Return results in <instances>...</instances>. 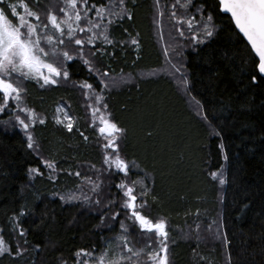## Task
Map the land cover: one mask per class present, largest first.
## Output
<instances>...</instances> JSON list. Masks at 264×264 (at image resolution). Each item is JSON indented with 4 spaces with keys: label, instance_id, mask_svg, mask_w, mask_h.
Instances as JSON below:
<instances>
[{
    "label": "trees",
    "instance_id": "obj_1",
    "mask_svg": "<svg viewBox=\"0 0 264 264\" xmlns=\"http://www.w3.org/2000/svg\"><path fill=\"white\" fill-rule=\"evenodd\" d=\"M174 2L161 0L164 16H170ZM210 2L193 0L189 9L195 14L196 7L203 4L204 15L212 11L219 26L213 38L195 48L183 40L190 93L169 76L139 75L164 63L152 20L156 2L126 0L132 19L125 18L112 26L110 37L117 43L115 47L106 46L105 55L97 54L95 66L111 75L128 73L133 80L122 87L104 89L81 62L72 61L68 81L45 88L27 81L25 105L45 118V124L30 130L42 157L55 159L58 168L79 170L82 176L95 178L90 165L97 169L103 166V141L88 128L83 112L71 133L53 119L62 101L81 112L82 96L73 82L87 80L93 84L94 95L106 98L110 118L127 130L120 155L137 165L129 179L145 175L150 178L157 200L153 203L149 199L151 210L146 214L167 218L170 239L174 241L169 246L171 264H264V76L253 67L250 45L242 34L237 35L230 15L213 11ZM177 10L181 14L179 6ZM172 31L177 34L174 23ZM133 38L139 41L138 49L130 44ZM196 101L222 140L197 114ZM10 116L7 112L0 114V228L13 255L0 257V264H76L77 250L101 249L105 240L119 233V224L109 230L101 225L99 210L61 201L56 193H65L79 178L62 172L55 182L50 181L40 158L27 148L23 130L1 123ZM221 142L227 162L219 148ZM30 168H39L44 175L30 179ZM221 168L228 180L223 186L209 175ZM140 169L143 171L137 175ZM122 178L123 173L102 177L104 199L116 197L119 203L115 185ZM22 208L28 211L19 217L26 232L23 238L9 231L10 218L19 216ZM217 224L222 239L196 236L195 230L206 231V227ZM131 239L136 248L143 246L135 235ZM17 243L20 256L15 255Z\"/></svg>",
    "mask_w": 264,
    "mask_h": 264
},
{
    "label": "snow or ice",
    "instance_id": "obj_2",
    "mask_svg": "<svg viewBox=\"0 0 264 264\" xmlns=\"http://www.w3.org/2000/svg\"><path fill=\"white\" fill-rule=\"evenodd\" d=\"M39 3L40 0H32L36 7ZM192 5L193 0H175L170 6L169 19L175 21L174 28L178 36L187 39L195 48L213 38L219 26L214 21L212 11L205 16L204 5L200 4L193 14L189 12ZM156 6L158 16L163 17L165 13L161 0H156ZM177 6L182 10L179 15ZM209 8L225 15L230 14L228 19L234 22L235 28L238 29L237 35L242 34L247 45H250L253 67L258 70V74L264 75V0H211ZM197 15L201 18L197 19ZM125 18L132 19V14L126 7V0H58L57 5L48 9L43 20L41 13L30 8L25 0H17V3L0 0V114L7 112L13 116L16 125L23 130L27 138V148L33 150L48 170L50 181L55 182L62 172L69 177L79 178L74 188L63 194L56 193L61 201L99 210L101 225L109 230H112L113 224H119V233L105 240L101 249L93 247L91 250H77L74 254L76 264H171L169 246L174 241L170 239L167 218L146 214L151 210L149 199L153 203L157 200L150 178L145 175L142 179H129V173L136 170L137 165L134 161L127 162L120 155L127 130L118 126L110 118V113L105 115L102 112V109L106 110L108 107L106 98L103 94H93V84L87 80L73 82V86L79 88L85 97L86 114L90 113V126L96 128L98 140L103 141L100 144L103 166L97 169L95 165H90L95 178L87 174L82 176L79 170L58 168L55 159L42 157L39 143L29 131L37 124H45V118L24 104L27 96L26 82L35 81L41 88H45L68 81L69 62L79 61L90 74L99 79V84L104 89H108L109 84L104 78L108 77L109 73L102 72L95 66V58L97 54H106V46L115 47L117 42L110 37V30ZM156 22L159 23L158 20ZM130 44L139 48V41L135 38L130 40ZM167 51L165 48L166 53ZM180 55H183V52ZM171 68L174 69L173 75L179 73V82L185 92L190 93V81L183 61L179 66L172 64ZM252 82H256L255 75L252 76ZM112 83L115 85L116 82ZM192 99L195 100V97ZM196 105L197 114L208 125L213 135L222 140L208 114L200 111L203 106L199 101H196ZM57 112L60 115L53 117L55 123L62 125L69 133L73 132L75 118L69 116L63 107H58ZM20 113L24 114L23 118ZM76 131L84 141H88V137L79 128ZM219 148L224 161L227 162L228 155L224 151L223 142ZM142 171L137 170L136 174L139 175ZM28 172L30 179L44 175L39 168H30ZM118 173H123L124 177L115 185L120 193L119 203L116 197L104 199L102 179L106 175ZM209 175L221 186L228 183L223 168ZM145 180L149 182L145 183ZM116 208L119 210H114ZM27 214L28 211L23 208L19 216L14 214L9 220V231L25 237L26 232L20 226L19 217ZM121 216L122 218L117 220ZM106 220L109 223H105ZM133 235L138 241H143L142 247L134 246L131 239ZM6 254L13 255L12 247L5 240L4 229L0 228V257ZM15 255H22L19 243L16 245Z\"/></svg>",
    "mask_w": 264,
    "mask_h": 264
},
{
    "label": "rangeland",
    "instance_id": "obj_3",
    "mask_svg": "<svg viewBox=\"0 0 264 264\" xmlns=\"http://www.w3.org/2000/svg\"><path fill=\"white\" fill-rule=\"evenodd\" d=\"M25 2H27L29 4L30 8H32L35 11H39L41 13V19L42 20L44 19V16H45L46 12L48 11V9L52 8L54 5L58 4V0H42V3L39 4L38 7H36L35 5L32 4V2L30 3L27 0H25ZM155 2H156V0H155ZM9 3H17V0H10ZM42 4H43V6H42ZM161 5H162V3H161ZM53 10H55V9H53ZM18 11H22V10L18 9ZM179 14H180V12L178 11V15ZM168 19H169V17H167V16H163V17L158 16V9L156 6L152 20L154 23V31L156 34V38H157L158 43H159V45L162 49V52L164 54V63L159 68L151 69L148 71H140L139 75L142 77L166 75V76L173 78L177 82L179 87L184 90V87L179 82V73H176L175 75H173L174 69L171 68V65L177 64V66H179L181 61H183V63H184L183 56L180 55V53L183 50L185 42L183 41L184 40L183 38H180L178 36V34H176L172 31V23L175 24V21L170 20V19L168 20ZM157 20L159 21V23L156 22ZM187 35H188V33L186 32V36ZM165 48L168 49L167 53L165 52ZM104 79H105L106 83L109 84V88H112V87L118 88V87H122L123 85H126L129 82H131L133 80V77L128 73H121V74H117V75L109 74V76L105 77ZM113 81L116 82L115 85H113V83H112ZM77 89L81 93V90L79 88H77ZM81 96H82V94H81ZM10 104H11V101H10ZM24 104H25V100H24ZM81 104H82V108H81V112H79V111L73 110L72 106H70L68 103L62 101L56 106L54 116L60 115V113L57 112L58 107H63L64 110L68 112L69 116L74 117L75 120L77 119L78 115H80L83 112V115L85 116L87 123H88V128L92 129V132L95 135H99L96 128L93 126H90V113L86 114L85 97L84 96H82V103ZM102 112L105 115H107L109 113V110L108 109H106V110L102 109ZM37 113L44 117L43 114H41L39 112H37ZM20 115L22 116V118L24 117L23 113H20ZM4 121H8V123H4ZM4 121L1 123L6 125V126H9L11 124L16 125L12 115L10 116L9 119L4 120ZM98 123H99V121L97 119L96 124H98ZM29 131H31V130L29 129ZM74 187H71L70 189H72ZM68 190H69V188H68ZM206 228H207L206 231H204L205 228L203 229V231L200 228L195 230L196 236L200 237V239H203V236L208 235V237H207L208 240H210L211 238L214 240H219L220 238L222 239V235L220 234V231H219L220 229H219L218 224L214 225V226H209ZM191 231H192V229H191Z\"/></svg>",
    "mask_w": 264,
    "mask_h": 264
},
{
    "label": "water",
    "instance_id": "obj_4",
    "mask_svg": "<svg viewBox=\"0 0 264 264\" xmlns=\"http://www.w3.org/2000/svg\"><path fill=\"white\" fill-rule=\"evenodd\" d=\"M230 15V14H229ZM264 76V75H263Z\"/></svg>",
    "mask_w": 264,
    "mask_h": 264
}]
</instances>
